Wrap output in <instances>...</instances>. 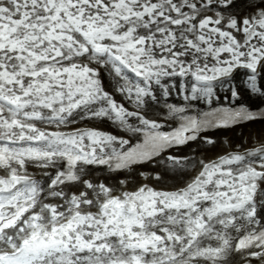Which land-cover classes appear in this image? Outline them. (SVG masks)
Wrapping results in <instances>:
<instances>
[{"label": "snow or ice", "instance_id": "1", "mask_svg": "<svg viewBox=\"0 0 264 264\" xmlns=\"http://www.w3.org/2000/svg\"><path fill=\"white\" fill-rule=\"evenodd\" d=\"M252 94L264 0H0V264H264V131L168 151L264 120ZM151 163L191 179L129 190Z\"/></svg>", "mask_w": 264, "mask_h": 264}, {"label": "rangeland", "instance_id": "2", "mask_svg": "<svg viewBox=\"0 0 264 264\" xmlns=\"http://www.w3.org/2000/svg\"><path fill=\"white\" fill-rule=\"evenodd\" d=\"M241 4V8L245 6L246 0H238ZM244 79L241 71V80ZM234 83H239V81H234ZM219 96L221 101L214 106L227 107L230 104L231 96L228 92V86L225 85L224 88L219 90ZM180 99L179 96L175 94L170 97V102L175 103ZM244 106L247 107L252 112H259L264 109V99L259 96L244 95L242 97ZM197 107L205 111L208 110L207 104L201 101ZM163 122V121H162ZM175 125H173L174 127ZM106 129H109L115 133L117 129L111 125H104ZM166 130H170L168 125H165ZM261 131H264V120L257 119L255 121H247L234 125L229 128H210L207 132H202L201 136H206L215 141V144L202 143L199 138L195 141H190L188 144L179 146L175 149H169V154H175L177 156H188L193 159H214L217 153H222L225 149L230 148L235 145H239L241 142H250L251 138L258 136ZM134 171L128 175L129 180V190H131L136 184L141 182L148 183L149 181H144L142 177L139 176V172H152L153 169L161 171L165 183L163 185H153L159 187H165L168 189L173 188L176 184H183L185 181L191 179L192 169L189 168L187 171L189 175L181 176L169 173L167 175L163 174V166L156 165L155 163L136 165L134 166ZM29 171H35L34 169H29ZM123 179L124 177L121 176Z\"/></svg>", "mask_w": 264, "mask_h": 264}]
</instances>
